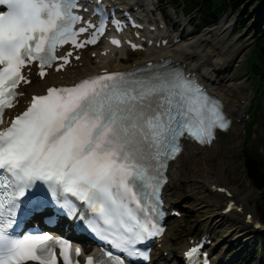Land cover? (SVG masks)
I'll return each instance as SVG.
<instances>
[{"label": "snow or ice", "instance_id": "snow-or-ice-1", "mask_svg": "<svg viewBox=\"0 0 264 264\" xmlns=\"http://www.w3.org/2000/svg\"><path fill=\"white\" fill-rule=\"evenodd\" d=\"M0 5L7 6L0 12L3 125L5 110L22 95L17 89L31 82L25 68L37 64L41 78L54 65L62 70L72 53L58 56V47L96 44L107 22L85 21L77 13L78 0H0ZM111 43L120 46L119 40ZM229 126L220 101L182 71L163 65L105 72L34 96L9 126L0 127V264H78L81 250L68 241L47 232H17L24 219L49 208L84 220L114 250L104 253L106 259L89 256L86 264L147 261L138 246L163 234L160 193L168 161L182 151L181 139L210 144L216 129Z\"/></svg>", "mask_w": 264, "mask_h": 264}, {"label": "bare ground", "instance_id": "bare-ground-1", "mask_svg": "<svg viewBox=\"0 0 264 264\" xmlns=\"http://www.w3.org/2000/svg\"><path fill=\"white\" fill-rule=\"evenodd\" d=\"M134 4L137 5L140 3L137 2ZM150 9L149 7L148 10ZM230 29L231 26L226 25V23L222 21L219 26L206 35L207 38L196 37L183 46H176L172 43L170 47H168L170 50L165 51V49V52H160L158 57L172 56L173 59L185 60L187 63H190V60L197 59L196 65L193 63L190 64L192 67L191 71L196 72L197 68L205 66L218 54H224L223 51L228 45ZM93 52L98 55L94 61L90 59ZM158 53L159 52L156 50L149 52L148 56L150 57H145L139 64L147 63L151 61V59H157ZM232 56L233 55H229L228 59ZM228 59L224 60L222 65L220 62H217L215 66L213 65L212 67H215L212 70V72H214L213 74L207 70L205 73L202 71L199 75L206 84L212 81H220L219 87L215 90L213 89V91L219 94V97L224 100L226 111L233 118L235 123L227 133L218 134L217 141L213 143L211 147L197 148L195 146H186L184 153L172 164L169 173L170 183L165 191L169 203L175 207V209L186 211L189 207H187V204L180 205L181 200H188L193 197L196 202H199L201 209L211 214L208 217V220H211V222H207L203 234L207 231L206 233H211L214 239L217 234L223 232L220 230H224L219 240L214 239V247L220 243L225 245L224 247H227L229 244L237 245L243 242L247 245L251 244L255 237L259 235L255 226H257L261 218L258 206L251 205V200L259 197V193L253 183L247 181V187L243 185L237 186L236 180L234 179L237 178L236 172L239 168V164H237V160L234 156L238 152V149L242 148L244 143V130L241 121L246 107L241 103L243 99L236 88L234 89V87H232L229 89L223 86L225 72L232 63V60ZM120 62L119 65L112 66L111 55L103 58L100 56L98 50H93L90 53H82V61L76 66L68 69L64 75L58 76L51 73L45 81L34 78L33 84L24 89V92L29 95H41L45 93L47 88L56 84H70L71 82H77L87 76L97 74L102 70L124 68V66H121L123 61L120 60ZM80 64L82 65L81 67ZM226 64H228V66L225 68ZM220 65L221 67H219ZM214 74H218V76L215 78ZM213 77L216 80H214ZM185 184H187L189 190V197L184 196L185 189H180ZM220 188L228 190L232 197L228 198L226 195L220 193L218 191ZM173 194L178 195H175V200L170 201V197ZM232 201L235 202V208L227 214L224 211L227 205ZM249 214L253 215L251 220L247 219ZM213 259L217 264H226L224 262L225 256L223 255L214 256Z\"/></svg>", "mask_w": 264, "mask_h": 264}, {"label": "rangeland", "instance_id": "rangeland-1", "mask_svg": "<svg viewBox=\"0 0 264 264\" xmlns=\"http://www.w3.org/2000/svg\"><path fill=\"white\" fill-rule=\"evenodd\" d=\"M156 1L157 0H152L153 3H156ZM165 1L166 2L162 1V4L160 3V1L157 2L160 7L161 14L166 17L171 26L177 25V23L181 20L184 23H188L191 21V23L193 24V27L190 30L195 29V34L185 41L187 43L190 42L192 38L194 39L199 36L207 38L206 35L209 33V31L219 26L222 21H224L226 25L231 26L228 35V45L223 51L224 54H218L212 61L205 65V68L207 70L212 71L215 68L212 67L213 65H217V62H220L222 65L224 60H227L229 58V55H233L230 59H228L232 60V63L225 72L224 77H226V80L223 79V86L228 87L229 89H231L232 87H234V89L236 88L238 93H240L241 98L245 99L243 101H246L249 106V104H251L252 99L255 97V94L251 92L252 83L247 73L248 59L252 52L254 37L256 36V30L259 27L261 17L264 15V3L259 4L257 0L249 1L245 5L242 12H240L239 14H237L234 10H231L219 19L215 27L204 29L205 24L199 19V15H194L192 17H186L185 19H183L185 11H183L181 2L176 4L175 8L169 5L171 3L170 0ZM245 11H247L246 14H244ZM175 16L178 17L176 18ZM185 42L183 44H187ZM142 59L143 56L136 55L130 57V62H138ZM197 61V59L192 60L193 63H196ZM221 65L219 67H221ZM227 66L228 64L225 65V68ZM260 99L261 108L258 113V118L252 126V139L250 143H244V146L245 144L247 145L245 150H243V148H239L238 152L234 156V158L237 160V164H239V168L236 172L237 178H234L236 180L237 186L243 185L247 187L246 182L248 181V178L246 175L245 168L246 155L249 154L251 155L253 160H259L260 162H262V164H264V96H260ZM243 140L245 141V138H243ZM180 189H185V197L190 196V194L188 193L189 190L187 188V184L183 185ZM257 191L259 193V197L257 199H252L251 205L258 206L260 216L264 221L263 192L259 189H257ZM175 195L177 196L178 194ZM175 195L173 194L171 196L172 200H175ZM182 204H187V207H189V209L185 211L184 219L178 221L171 228L173 230V232L171 233V241H179L178 243H175V247L177 244H182L186 240V237L188 235H195L196 233V235L199 236L201 230H204V228L206 227L207 222H211V220H208V217L211 214L207 213L204 209H201L199 206V202H196L195 198L191 197L188 200L183 199L181 200L180 205ZM220 231L224 232V230ZM222 233L217 234L216 236L214 235V238L219 240L222 236ZM262 237L263 236L255 237L254 241L249 245H247L246 243H241L237 245L229 244L224 249L226 262L228 264H259L260 259L258 257H250V259L255 258L254 262H250V259L245 261V257L247 255V252L263 248Z\"/></svg>", "mask_w": 264, "mask_h": 264}, {"label": "trees", "instance_id": "trees-1", "mask_svg": "<svg viewBox=\"0 0 264 264\" xmlns=\"http://www.w3.org/2000/svg\"><path fill=\"white\" fill-rule=\"evenodd\" d=\"M251 0H186L190 7V11L197 9L202 10L203 19L207 21V17L216 21L219 13H223L225 8L228 6H233L235 8L239 7L240 4H244ZM259 4H263L264 0H257ZM264 7V5H263ZM264 23L260 26V35L256 38L254 60L257 66L254 68V73L256 74L257 80L262 84L260 76L263 78L264 75ZM258 73V74H257ZM263 85V84H262ZM262 91V90H261ZM248 175L254 184L264 191V167L262 165L256 164V162H248ZM264 199V197H263Z\"/></svg>", "mask_w": 264, "mask_h": 264}]
</instances>
